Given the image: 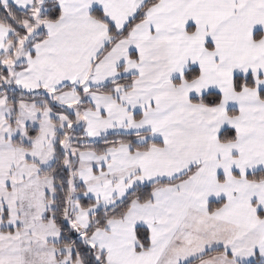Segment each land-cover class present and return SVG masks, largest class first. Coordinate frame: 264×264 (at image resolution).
Masks as SVG:
<instances>
[{
	"label": "snow or ice",
	"instance_id": "6c2138e0",
	"mask_svg": "<svg viewBox=\"0 0 264 264\" xmlns=\"http://www.w3.org/2000/svg\"><path fill=\"white\" fill-rule=\"evenodd\" d=\"M0 264H264V0H0Z\"/></svg>",
	"mask_w": 264,
	"mask_h": 264
}]
</instances>
